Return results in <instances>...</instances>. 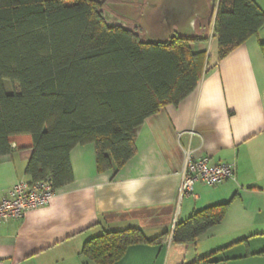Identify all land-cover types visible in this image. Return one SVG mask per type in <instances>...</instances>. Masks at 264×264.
Masks as SVG:
<instances>
[{"label": "crops", "instance_id": "crops-1", "mask_svg": "<svg viewBox=\"0 0 264 264\" xmlns=\"http://www.w3.org/2000/svg\"><path fill=\"white\" fill-rule=\"evenodd\" d=\"M254 1L264 10V0ZM210 11V0H147L140 25L145 36H193L211 23L215 55L207 51L208 67L191 94L136 129V154L119 171H98L94 144L73 148V181L47 206L0 223L3 264H95L82 254L83 245L128 228L163 239L129 246L114 264H264V27L219 60L217 8L213 16ZM12 147L0 157V198L29 180L30 137H15ZM189 154L235 164V178L217 186L198 182L181 198ZM224 203L220 224L194 242L173 241L179 222Z\"/></svg>", "mask_w": 264, "mask_h": 264}, {"label": "trees", "instance_id": "trees-1", "mask_svg": "<svg viewBox=\"0 0 264 264\" xmlns=\"http://www.w3.org/2000/svg\"><path fill=\"white\" fill-rule=\"evenodd\" d=\"M105 2L0 0V157L13 151L15 137L29 136L26 175L51 179L55 190L73 181L70 153L78 145H95L99 172L119 171L136 154V129L191 94L208 67L207 34L145 41L108 25ZM263 27L264 10L254 0H219V60ZM260 48L264 58V40ZM5 81L19 91L8 92ZM228 206L195 211L176 225L173 241H196L222 222ZM162 239L139 228L108 231L88 240L82 254L114 264L129 246Z\"/></svg>", "mask_w": 264, "mask_h": 264}, {"label": "built area", "instance_id": "built-area-1", "mask_svg": "<svg viewBox=\"0 0 264 264\" xmlns=\"http://www.w3.org/2000/svg\"><path fill=\"white\" fill-rule=\"evenodd\" d=\"M235 173L236 166L233 163H211L209 157L194 158L189 154L180 196L182 198L191 195L198 182L207 186H217L235 178ZM55 192L51 179L18 181L8 190L5 197L0 198V223L22 219L29 211L47 206ZM0 264H3L1 260Z\"/></svg>", "mask_w": 264, "mask_h": 264}, {"label": "rangeland", "instance_id": "rangeland-1", "mask_svg": "<svg viewBox=\"0 0 264 264\" xmlns=\"http://www.w3.org/2000/svg\"><path fill=\"white\" fill-rule=\"evenodd\" d=\"M210 2L211 7L214 6L217 8L219 0H210ZM144 4H147V0H106L100 10L108 25L121 26L133 30L137 32L140 37L145 41H162L163 39L158 38L156 36H150L148 33L147 36H145L144 29L140 26L142 20V7ZM209 20L210 19L208 18L205 23L209 22ZM205 23L203 22V24ZM205 26L207 25H204L203 29ZM202 32L204 31L200 32L198 30L196 34H207L210 37L212 33L211 27L209 28V30L206 29V32ZM209 39L210 42L208 44H205V48L209 53H212V56H214L216 42L215 39H213L212 37H210ZM4 86L8 92L19 91V87L17 84H12L8 81H5Z\"/></svg>", "mask_w": 264, "mask_h": 264}, {"label": "water", "instance_id": "water-1", "mask_svg": "<svg viewBox=\"0 0 264 264\" xmlns=\"http://www.w3.org/2000/svg\"><path fill=\"white\" fill-rule=\"evenodd\" d=\"M212 15V10L210 11V16ZM176 34L175 33H173L172 35H171V37H174ZM163 40H165V38H163Z\"/></svg>", "mask_w": 264, "mask_h": 264}]
</instances>
